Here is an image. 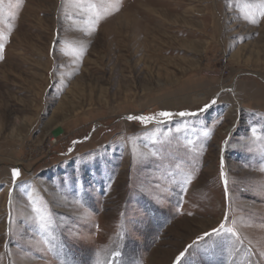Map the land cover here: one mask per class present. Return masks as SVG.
Wrapping results in <instances>:
<instances>
[{
	"label": "rangeland",
	"instance_id": "rangeland-1",
	"mask_svg": "<svg viewBox=\"0 0 264 264\" xmlns=\"http://www.w3.org/2000/svg\"><path fill=\"white\" fill-rule=\"evenodd\" d=\"M93 3L0 0V264H264V0Z\"/></svg>",
	"mask_w": 264,
	"mask_h": 264
},
{
	"label": "snow or ice",
	"instance_id": "snow-or-ice-1",
	"mask_svg": "<svg viewBox=\"0 0 264 264\" xmlns=\"http://www.w3.org/2000/svg\"><path fill=\"white\" fill-rule=\"evenodd\" d=\"M77 2V6L83 10L87 11H93V27L95 26V23H98L99 20L102 18L101 15L94 11V9L96 8V4L93 3V0H76ZM118 10V9H117ZM261 16H264V9L261 10L260 12ZM253 24L258 23L257 19H252L251 21ZM2 48L3 46L0 45V52H2ZM216 100L213 99L210 104H205L204 108L200 109V112L206 111L211 104H215ZM173 113L170 112H160L158 114H156V116H129L128 119L129 120H139L141 123H149L153 120H156L157 117H163L165 120H171L173 117ZM176 115L179 116H196L197 113H189V112H181L178 113ZM253 131V135H255V129L252 130ZM205 136H208L209 133L205 132L204 133ZM75 143V142H74ZM71 151V149H70ZM20 176V171L19 169H13L12 170V180L13 182H15L17 180V178ZM221 176L222 178H224V172H223V167L221 169ZM224 183L226 186V194H227V179H224ZM33 211L37 213L38 215V219L40 221V227L44 230H47L49 227V222L47 221L46 217L40 212V209L36 208L35 206H33ZM228 223V216L227 214L225 215L224 220L220 223L218 228H214L212 229V233H204L203 236L198 237V241L199 240H203L205 237H208L212 234H215L216 236L220 237V236H227V237H231L234 238V242H239L242 243L243 241L240 240L238 233L235 231V229L233 227H226V224ZM189 248L192 247V245L188 246ZM187 251V249H186ZM115 255H119V253H116ZM185 252H181L179 256H177L176 258V264H179V261L181 260L182 257H184ZM261 255H264V253H261Z\"/></svg>",
	"mask_w": 264,
	"mask_h": 264
}]
</instances>
